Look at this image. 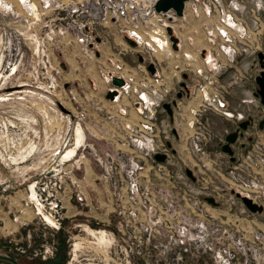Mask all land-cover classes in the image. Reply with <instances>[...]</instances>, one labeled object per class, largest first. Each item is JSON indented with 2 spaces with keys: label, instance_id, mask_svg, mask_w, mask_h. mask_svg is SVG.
I'll use <instances>...</instances> for the list:
<instances>
[{
  "label": "rangeland",
  "instance_id": "374dc122",
  "mask_svg": "<svg viewBox=\"0 0 264 264\" xmlns=\"http://www.w3.org/2000/svg\"><path fill=\"white\" fill-rule=\"evenodd\" d=\"M24 1L0 0V255L20 264H264V106L254 94L264 0H186L169 21L176 50L154 15L148 32L167 46H131L96 23V53L74 39L72 12L94 0ZM114 62L133 78L110 101ZM142 90L151 103L139 113ZM172 100L170 119L162 103ZM124 117H149L156 135L123 139ZM77 125L80 145L67 155ZM234 130L231 158L221 146ZM236 191L262 210H248Z\"/></svg>",
  "mask_w": 264,
  "mask_h": 264
},
{
  "label": "built area",
  "instance_id": "2783aa9c",
  "mask_svg": "<svg viewBox=\"0 0 264 264\" xmlns=\"http://www.w3.org/2000/svg\"><path fill=\"white\" fill-rule=\"evenodd\" d=\"M42 1L44 3L47 2V0ZM155 1L156 0H147L146 2L145 0H94L89 6L80 3L72 8V12L76 15L73 23L77 22L76 27L78 29L80 28V30L75 32L74 39L77 42L82 43L86 50L93 53L98 52L96 50V44L99 37L97 36V32H94L93 27L96 23H99L105 26H115V28L118 29L120 36L126 35L132 38L136 45L149 44L148 40L151 38V34L148 32V27L149 24L153 25V22L151 23L147 16H156L160 23H162V18H167L168 15H171V18L176 17L172 10L167 11L170 14L167 12H156L153 7ZM77 19L81 23H79ZM107 23L109 25H107ZM55 27L58 33H63V30L65 31L67 28L61 23L55 25ZM112 65L115 67V71L109 70L106 74V79L111 84L106 90L114 88L116 89V94L113 95L112 99H109L110 101L115 100L121 91H126V93H128V88L131 83L130 80L133 78L132 73L125 67L123 62H114ZM113 75L123 79V84L121 86H112L111 77ZM133 90L136 91V89ZM142 91L148 94V91ZM142 91H137V99L133 101L134 107L138 109L139 113H142V109L151 103L150 100L148 101L143 98ZM152 92H154L153 89ZM223 104V102L220 103V106ZM120 110V112L125 113L124 109ZM122 120L125 126L122 135L123 139L126 137H130L131 139H141L146 135H156L153 132V123L149 117H140L135 123L130 121L128 117H124ZM168 142L170 144L169 140H165V146L170 148L171 144L167 145ZM157 152L164 153L166 159L167 153L161 150H154L152 153L153 158L154 154ZM81 198L82 196H78V199Z\"/></svg>",
  "mask_w": 264,
  "mask_h": 264
},
{
  "label": "water",
  "instance_id": "95a60500",
  "mask_svg": "<svg viewBox=\"0 0 264 264\" xmlns=\"http://www.w3.org/2000/svg\"><path fill=\"white\" fill-rule=\"evenodd\" d=\"M186 0H156L154 2V10L156 12H167L168 10H172L176 16H181L183 13V8H184V3ZM167 18L171 19V15H168ZM166 33L169 37V40L171 42V47L173 49H177V43H178V37L173 35L172 29L168 26H166ZM125 41L131 45L135 46L136 43L133 39H131L128 36H124ZM259 58H260V71L259 73L255 76V82L257 84V87L255 88L254 94L259 97L260 102L264 106V56L262 53H259ZM139 60H143V57L141 55L138 56ZM146 68L150 73H153L155 71V65L152 62H148L146 64ZM111 83L112 86H121L123 84V79L121 77H118L116 75H113L111 77ZM116 94V89L111 88L106 90L104 96L107 99H112L113 95ZM180 95V93H178ZM57 106L62 110L63 112L69 113L70 111L65 108L60 102H56ZM170 104H175V100H172L171 103L169 102H164L162 106L165 108L167 114L169 115L170 119H172V110H171V105ZM263 120V119H262ZM249 122L248 119L242 121L239 123L240 127L245 128L247 123ZM261 121L259 123V126L262 125ZM237 137V131H231L226 134L225 136V143L222 144L221 149L228 153L231 158L233 149L231 147V144L235 141ZM169 145V143H167ZM154 158L157 161H163L165 159V154L157 152L154 154ZM186 174L190 175V170L186 169ZM235 194L241 199L242 203L246 206V208L252 212H259L262 210V205L257 203L256 201H253L251 197L245 194H240L239 192H235ZM207 201L210 203H214V199L212 197H206ZM0 258L9 260L13 264H20L16 259L9 257V256H2L0 255Z\"/></svg>",
  "mask_w": 264,
  "mask_h": 264
},
{
  "label": "bare ground",
  "instance_id": "6f19581e",
  "mask_svg": "<svg viewBox=\"0 0 264 264\" xmlns=\"http://www.w3.org/2000/svg\"><path fill=\"white\" fill-rule=\"evenodd\" d=\"M22 1H24V0H22ZM25 2V1H24ZM26 3V2H25ZM26 5H27V3H26ZM30 6H31V3H30ZM35 5L34 4H32V6L31 7H34ZM167 13H169V12H167ZM170 14V13H169ZM158 16H161V15H158ZM173 19V18H172ZM176 19V18H175ZM171 19H169V18H166V17H164V18H162V23L165 25V26H168V27H170L171 29H172V23H170L169 21H170ZM175 21V20H174ZM233 21V20H232ZM231 20H230V24H232L233 25V22H232ZM236 25H237V23H236ZM235 27V26H234ZM239 29V28H238ZM157 35H155V34H151V39L152 40H154L155 41V43H157L156 42V37ZM156 37V38H155ZM160 39V38H159ZM86 45V44H85ZM142 96H143V98L144 99H146V100H148L149 101V97H147V94L146 93H144L143 91H142ZM78 127V128H77ZM77 137H76V143H74V146L72 147V148H70L68 151H67V155H69L70 153H72V152H75V148H76V146L78 147V144H79V141H80V139H81V136H82V130H81V126L80 125H77ZM79 127H81V128H79ZM75 142V141H74ZM80 145V144H79ZM80 147V146H79ZM78 153V152H77ZM245 194H247V195H249L248 193H245ZM250 196V195H249ZM39 212H41V211H39ZM43 217V220L45 221V222H49V223H53V221L47 216V215H45L44 213H43V215H42ZM100 232V231H99ZM88 234H91V235H94V233L92 232V231H89L88 232ZM101 238L100 239H102V240H104L105 238V235H104V233H103V231H101ZM103 235H104V237H103ZM101 240V241H102ZM78 246H79V244L78 243H76L75 244V247H74V250L75 251H77V249H78Z\"/></svg>",
  "mask_w": 264,
  "mask_h": 264
},
{
  "label": "crops",
  "instance_id": "0c3cea01",
  "mask_svg": "<svg viewBox=\"0 0 264 264\" xmlns=\"http://www.w3.org/2000/svg\"><path fill=\"white\" fill-rule=\"evenodd\" d=\"M179 39V38H178ZM180 40V39H179ZM178 40V41H179ZM156 42H157V45L159 46V47H162L163 45H168L169 44V42L165 39V40H161V39H159V38H157L156 39ZM178 44H180L179 42H178ZM189 56V55H188Z\"/></svg>",
  "mask_w": 264,
  "mask_h": 264
},
{
  "label": "flooded vegetation",
  "instance_id": "af4514ba",
  "mask_svg": "<svg viewBox=\"0 0 264 264\" xmlns=\"http://www.w3.org/2000/svg\"><path fill=\"white\" fill-rule=\"evenodd\" d=\"M171 20H172V18H171ZM138 60H139V59H138ZM140 61H141V60H140ZM155 70H156V68H155ZM154 72H155V71H154ZM154 72L151 73V74H154ZM256 75H257V74H256ZM256 75H255V76H256ZM255 76H254V77H255ZM177 95H178V94H177ZM178 96H179V95H178ZM163 103H164V102H163ZM163 103H162V104H163ZM169 103H171V102H169ZM170 105H171V110H172V105H173V104H170ZM162 107H163V106H162ZM168 116H169V115H168ZM168 143H169V142H168ZM169 145H170V144H169ZM55 261H56V262H59V261H57V260H55ZM58 264H59V263H58Z\"/></svg>",
  "mask_w": 264,
  "mask_h": 264
}]
</instances>
